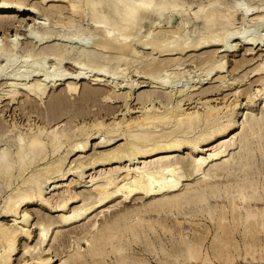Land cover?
<instances>
[{"label":"bare ground","instance_id":"obj_1","mask_svg":"<svg viewBox=\"0 0 264 264\" xmlns=\"http://www.w3.org/2000/svg\"><path fill=\"white\" fill-rule=\"evenodd\" d=\"M28 1L33 2L0 1L4 15L0 25L12 21L15 29L13 35L3 29L5 41L0 40V100H19L18 105L23 102L29 108L33 100L42 102L51 92L48 102L55 117L65 113L61 105L75 93H81V100L88 99L109 86L113 91L108 96L104 93L105 99L118 103L138 94L139 107L128 105L120 110V119L93 122L94 131H85L81 140L72 141L66 129L38 125L34 131L29 129L28 136L15 135L12 144L3 142L0 185L10 192L2 198L0 264H14L19 240L33 235L26 209L30 205L59 213V222L67 226H81L66 232L61 227L64 232L58 233L63 239L48 247L53 223L41 220L38 242L25 251L27 259L22 264H104L111 255L114 264H140L130 254L134 247L162 252L175 261L192 260L202 244L184 239L183 234L197 229L191 223L203 213L216 228L217 255L226 254L234 245L229 235L239 227L245 237L249 235L247 250H264V240L257 237L264 232V210L256 207L259 202L264 205V112L251 114L264 102V59L250 71L259 84L250 87L245 97L239 88L248 74L233 79L229 88L233 100L229 101L228 94L211 105L206 98L229 90L227 54L239 46L264 52V5H246L242 0L234 4L227 0L205 4L201 0H37L45 6L40 15ZM186 13L175 30L158 22L163 19L169 26L171 16ZM63 16L72 20L47 23L49 17ZM40 19L43 23L36 22ZM33 24H39L42 32L35 31ZM192 27L195 31L190 34ZM22 28L28 29L25 39L19 37ZM207 48L212 49L206 52ZM202 50L206 55L198 56ZM195 61L203 66L193 74L191 69L184 71L179 78L182 62ZM133 62L144 68L133 76L140 82L130 77L126 81L125 71ZM232 63L233 77L247 61ZM194 95L207 99L202 108L191 102ZM93 140L107 149L87 164L79 161L68 167V158L85 154ZM69 177L74 180L67 182ZM79 188L87 190L82 197L76 191ZM101 217L104 221L99 225ZM3 219H10L11 224ZM176 232L179 239L170 242L167 252L161 237L173 238ZM54 235L56 240L58 234ZM66 239L73 242L67 245ZM81 242L87 247L83 252ZM44 244L46 257L36 250ZM63 244L67 252L59 247ZM222 256L229 264L228 255Z\"/></svg>","mask_w":264,"mask_h":264},{"label":"rangeland","instance_id":"obj_2","mask_svg":"<svg viewBox=\"0 0 264 264\" xmlns=\"http://www.w3.org/2000/svg\"><path fill=\"white\" fill-rule=\"evenodd\" d=\"M0 1H2V0H0ZM201 1L204 4L207 2V0H201ZM242 1H244V3L246 5H252V4H255V5H264V0H242ZM35 2H37V0H35V1L33 0V2L32 1H28L27 3L29 4V6H34L38 11H40V15H42L43 12H44L45 6L39 4V1L37 3H35ZM188 2H192V0H188ZM227 2L229 4H234L236 2V0H227ZM187 15H188V13H186V16H184V17H182L181 15H173V16H171L169 26L166 25L163 22V19L159 20L158 22L160 23V25H165L166 27H170L169 28L170 30H175L177 27L179 28L181 26V24L183 23V21L187 18ZM2 18L4 19V15H1L0 14V19H2ZM23 18L25 19V17H23ZM40 18L43 19V17H40ZM41 19L38 20V21L36 20V22H39L40 21V23H41L42 22ZM49 19L50 20L47 21V23H50L49 25H52V23L54 21H58V22H61V23L62 22L64 23V21H65L67 23L68 21H71L72 20V18H68V17H64V16L61 17V18H58V19H53L52 17H49ZM11 23H12V21L10 22V25H9V23L8 24L2 23V25H0V40L3 39V38L5 39V37L3 36V32H4L3 29L5 31L9 32V33H6L5 32L6 34H9V35L10 34L13 35V32H15V29H13L14 23H12L13 26L11 25ZM30 24H32L31 20H29V22H28V25H30ZM85 24H83L82 26L85 27L86 26ZM35 25L36 24H33L32 25V28L35 31L37 29V32H42L41 26L39 24L36 25V26ZM1 27H2V29H1ZM21 30H23V32H25V31L27 32L28 29L27 28L26 29L22 28ZM21 30L19 31L20 32L19 33V37L21 36L20 39H25L23 37H25L26 32L23 33ZM57 31H59V30L58 29L55 30V34H52L53 35L52 36L53 38L55 37V35L58 34ZM194 31H195V27H192V28L189 29L190 34H192ZM11 38L12 37H10V39ZM21 42L23 43V48H24V46L26 45L25 44V41L23 40ZM207 49H205L206 52L207 51L209 52V51H211L212 48H207ZM205 50L199 51L198 52V56H205L206 55L205 54L206 53ZM203 51H204V54H203ZM235 51L236 52H234L232 54L231 53L227 54L228 56L226 57V60L229 61V63L226 66L227 67V70H228V72H227L228 74L226 73L225 76H226V79H228V80L229 79L230 80L232 79V81L229 80L227 82V84H226V86H228L227 87L228 89L229 88L230 89L233 88L232 83H234V80H233L234 78H236V80L237 79L239 80V79H241L243 77V75H245V74H248L249 75L250 74V71L252 69H254L262 61V59H264V52L261 51V50H259L258 48L254 49L253 51H248L246 47H240L239 46V47L236 48ZM20 55H23V51L21 52ZM219 55H222V54H219ZM243 56H246V57L243 58ZM241 59H245L247 61V63L239 70L238 76L237 75L236 76L233 75V77H232V71H233V68H234L233 67L234 64L232 63V61L233 62L234 61H239ZM202 64L203 63L202 62H199V61H195V62H182L181 66H180V68H181L182 71L180 70L179 71L180 74H178L179 75V78H181L183 76V74L185 73L184 71L187 72L190 69H191V71H189V73L193 74L194 73L193 71H196V69L201 68L200 66H203ZM193 66H195V67H193ZM136 72H142L143 73L144 72V68L141 65H139L137 62L130 63L127 66V69L125 71V76H126V79H127V80L126 79L125 80L128 81L130 79H132V80L134 79V81L136 80V82L137 81L138 82L142 81V79L140 80L136 76L133 77ZM152 72L155 73V72H158V70H155V71H152ZM129 77H130V79H129ZM257 81H258V77H254L252 74L249 75L246 79H244L242 86L239 88V92H240L241 96L242 97H245L246 96V93L250 91V89H251L250 87L253 88L256 85H258L259 83ZM90 83H92V82H90ZM103 84L104 85H107L105 83H103ZM79 87H81L80 84L78 85V88ZM205 87L208 89L209 85H207ZM102 88L103 89H101V90H103L104 92L103 93L102 92H99V94L101 93L100 96H99V94H97L94 97H90L88 99L86 98V99H82V100L80 98L81 97V95H80L81 93H78L77 92L74 95L70 96L69 99H68V101H67V103L61 105V107H63L64 109H66L65 113H63L61 116L60 115L59 116L57 115L55 117H53V115H52L53 114L52 112H54L53 111L54 108L49 104V102H50L49 99L50 100L52 99V96L50 94L51 92L49 93V95L47 96V98L43 99L42 102L39 101L38 99H37L38 101L37 100H33L32 104L29 107L31 109H29L27 106H23V102L21 100H23L24 98L23 99L22 98L20 99V101L22 103L19 104V105H18L19 100L18 101H11V100H8L7 101L4 98L1 99L0 100V102H1L0 103V113L3 114L2 111L4 110V114H3V116H1V114H0V141H1L0 142V145H1L0 148L4 147L3 142L4 143L6 142L5 144H12L13 141H14V139L16 138L15 135H17V136L20 135V136H23L24 137L27 134V136H28V132L30 134L29 129L31 128L34 131L35 130L34 129L35 126H38V125L40 127L43 125L48 130H50L53 126L54 127L57 126L56 128H60V129H66V130H68V131H70L72 133V135H73L71 137L72 141L74 139H76V140H79L80 139L81 140V139H84L85 138V136H83L84 133H86V132H93L94 131V129L92 127H90V124H92L93 122H95V121H97L99 119L101 120V118L105 122H108V121L110 122L111 121L110 119H113V118H116V117H117V119H120V116H119V113H120L119 111L120 110L125 109V107H127L128 105H131V107H134V108H138L139 107V105H138V101H139L138 94H135V96H133L129 100L128 99H120V100H118V103H114V102L111 103V101H113V100H107V99H105V94H106V96H108V93H111L113 91V89L111 87H109V86H107L106 88H104V87H102ZM55 89L56 88H54V90ZM108 89H109V92H108ZM230 89L228 91H226V92H223V95H221L222 93H220V94H217L216 96H211L212 98H210V97H206V98H208L209 103L212 102L211 105H214V102H215V104L222 102L223 101V97L224 96L227 97L228 94H229V99L232 97L229 100V101H231V100H233L234 97L231 96V93L230 92L232 90H230ZM106 90H107V92H105ZM81 92H82V90H81ZM122 93L124 94V92L120 91V94L121 95H122ZM218 95H220V96L217 97ZM193 98L194 99L191 102H194L195 101L194 103L198 104V106H197L198 108H202L203 105H204L203 102L207 100V99L198 100L200 97L197 96V95H194ZM195 98H196V100H195ZM34 101H36V102H34ZM9 102H10V104H9ZM6 104H8L9 107ZM33 104H34V106H32ZM108 104H110V105L113 104L114 106L113 105H111V106L109 105L108 106ZM21 105L24 108V110L22 109V107H20ZM35 105L37 107H35ZM48 105H50V108H49ZM17 106H19V107H17ZM107 106H108L107 110H104V108L106 109ZM4 107H7V108H4ZM25 107H26V109H29V110H26ZM51 107L53 109H51ZM81 107H82L83 110L81 109ZM119 107H121V108H119ZM118 108H119V110H118ZM39 109H40V111L38 112ZM117 110H118V112H116ZM29 111H30V113H29ZM111 111H114L115 115ZM134 111H138V109H136ZM45 112H46V114H45ZM263 112H264V102L261 104V106L254 107V109L251 112V114L260 116L261 113H263ZM47 113H48V115H47ZM110 113L111 114L113 113V114L111 115ZM247 113H250V112H247ZM27 114H30V116L27 115ZM98 114L101 117L98 116ZM108 114H109V116H108ZM41 116H43V117H41ZM97 116L100 117V118H98ZM131 116H137V113L132 114ZM46 117H48V118H46ZM56 117H58V118L57 119H54ZM52 118H53V121L54 122L51 121ZM45 119L46 120H50L51 119L49 121L50 123H47L48 121H45ZM55 122H57L58 124L55 123ZM82 122H84L85 124L82 123ZM34 123L37 124V125H35ZM47 124H48V126H47ZM49 124H50V126H49ZM86 124H87V126H85ZM12 127L15 128V129H13ZM75 127H76L77 130L75 129ZM20 132H23V134L20 133ZM3 136H4V138H7V141H6V139L4 141ZM82 136H83V138H82ZM98 141L97 140H93V141L90 142V145L88 147V149L90 151H88V149H86L88 153L86 152L85 154H82V155L76 154L75 156H70L68 158V161L70 162L69 165H68V167L69 166H71V167L72 166H76L79 163V161H82V162H84V163L87 164L88 162H90V160H92L91 158L96 157V155L99 153V151L101 152L103 150H106L107 148H99L97 146V142ZM69 144H70V142H68L65 145V147L68 148V145ZM65 147L60 150L61 153L66 150ZM12 149H14V148H12ZM71 162H74V163H71ZM26 174H27V172L24 173V175H26ZM72 178L73 177H69L67 179L68 180L67 182H69L70 180H74ZM86 181H88V179ZM57 185H59V183ZM8 191L10 192V188H5V186L0 185V218H1L2 210H3L2 207L4 206L3 205V199H4L3 197L6 196L5 194L9 193ZM76 191H77V193L79 194L80 197L84 196L87 193V190L84 189V188L76 189ZM114 202H115L114 204H116V201H114ZM132 203H130V204L132 205ZM259 203H260V205L257 204L256 207H260V208H262L264 210V205H262L263 203L262 202H259ZM126 205H129V203L125 204V206ZM76 206H77V204H74V205L71 206V208H74ZM123 206H124V204H123ZM123 206L121 205L120 207H123ZM114 208H111V210H114L115 211L116 210V207H114ZM26 209H27L29 215L31 216L30 219H32V220H30L31 221V227H30V229L32 230V232H33L32 234L33 235L31 236V238L29 240H26L25 241V238H21L19 240V242H18V248H17V251H16V255L13 258L14 264H22L23 261L25 259H27V257H26L27 254L25 253V251L29 247H34L37 244V242H38V236H37L38 231L37 230L39 229V226L38 225L41 222V220H45V221L46 220H50L53 223L51 229L53 228L54 230L52 229L53 230L52 231V233H53L52 235L53 236L51 237V239L54 242L52 240H50V242H49L50 244H48V247L51 246L52 244H53L52 246H54V244L56 246L58 242H61V240L63 238L61 239L60 236L62 234H59L58 233V232H60V230H61V233H63L66 229H67L66 231H69V229H71V227H72V229H74L75 227H77V225L79 226V224H76V225H69L70 226L69 227V226H67V225H65L63 223H60L59 222V215L60 214L59 213H57V214L56 213H51L50 210H48L45 207L43 208V207H39L38 205H30ZM94 215L95 214H92L89 217V219H92ZM205 215L206 214L203 213V214L199 215L198 217H194V222L191 223V225L194 226L197 229L195 231H186V232L184 231L185 234H183L184 235V239L190 240V241L197 240V241H199L202 244V247L200 248V250L196 254L195 259H192V260H188V259L182 260V259H180L178 261H175L173 258L164 255L162 252H159L158 251V252H155V253L154 252L151 253V251H145V250L141 249V247H134L135 249L132 250V251H130V254H131L132 258L135 259L136 261H138L140 264H228V262H226V261L224 262V259H223L224 257L222 256V255H228V257L230 258L229 264H264V250H260L259 248H255L253 250L252 249L251 250H247L246 249V246H245V241L248 239L249 235H247V237H245L243 235L242 231H241L242 230L241 227H239L238 229H236V231H234V233H231L229 235L231 237V239H233L234 245L227 251L226 254L217 255L218 248L215 246L217 244V240H218V239H216V228L214 227L213 222H211L209 219H207ZM43 217H45V218H43ZM108 217H110L109 216V213H108V215H107L106 218H108ZM172 219H174V218H172ZM3 220H2L3 222H7V224H9V223L11 224L10 219H7V220L3 219ZM102 220L104 221V218L103 217H101L99 219V223H98L99 225H102L101 224L103 222ZM86 221L87 220H85V223H86ZM83 222H81V223H83ZM73 226H75V227H73ZM80 226H81V224H80ZM32 227H33V229H32ZM61 227L64 228V231H63V228H61ZM56 233L58 234V236L56 235V240H55V237H54L55 235L54 234H56ZM53 237H54V239H53ZM257 237L259 239L264 240V232H262L261 234H259V236H257ZM151 239L154 240V237L151 236ZM161 239L163 240V241L161 240V243H163V245L166 248H169V246H170L169 244H170V242L173 239H179L178 238V232H176L174 234L173 238H171L170 236H162ZM67 241L68 240L66 239V242ZM71 242H73V239L70 242H67L66 244L69 245ZM214 242H215V244H214ZM63 245L62 246H59V247L60 248L63 247L62 249L67 252L66 248H64L65 247V244H63ZM48 247L46 248L45 244L42 245L40 248L37 247V249H36L37 250V253L40 254V255H42L43 257H46V255L49 254V253L45 249H48ZM80 247H81V252H83L87 248L86 247V244L84 242H81L80 243ZM58 250H59V252H63V250L61 251V249H59V248H58ZM169 251H171L170 248L168 249L167 252H169ZM24 257H25V259H24ZM60 257L63 258L64 257V253H62V255H60ZM59 258H57V259H59ZM104 264H114V258H113V256L111 255V257H107Z\"/></svg>","mask_w":264,"mask_h":264}]
</instances>
